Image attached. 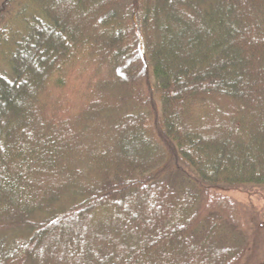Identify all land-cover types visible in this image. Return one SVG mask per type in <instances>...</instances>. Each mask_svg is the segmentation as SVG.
Returning a JSON list of instances; mask_svg holds the SVG:
<instances>
[{"label": "trees", "instance_id": "1", "mask_svg": "<svg viewBox=\"0 0 264 264\" xmlns=\"http://www.w3.org/2000/svg\"><path fill=\"white\" fill-rule=\"evenodd\" d=\"M21 17L0 264H240L223 191L264 193V0H0V43Z\"/></svg>", "mask_w": 264, "mask_h": 264}, {"label": "rangeland", "instance_id": "2", "mask_svg": "<svg viewBox=\"0 0 264 264\" xmlns=\"http://www.w3.org/2000/svg\"><path fill=\"white\" fill-rule=\"evenodd\" d=\"M27 13H36V9L27 8ZM24 19L14 18L12 20L13 31L6 36L5 41L0 43V71L6 68V59L12 50L13 40L16 38L17 32L24 29ZM225 136V135H224ZM223 193L235 198L241 205L243 212L244 229L250 234V250H248L243 257L240 264H263L264 263V193L255 191L254 194L242 192L241 190H227ZM261 226V227H260ZM261 228V229H260Z\"/></svg>", "mask_w": 264, "mask_h": 264}]
</instances>
